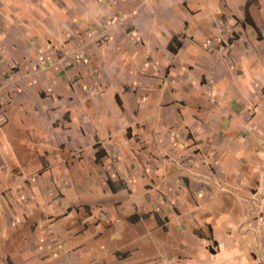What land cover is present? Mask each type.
Wrapping results in <instances>:
<instances>
[{
  "label": "crops",
  "instance_id": "1",
  "mask_svg": "<svg viewBox=\"0 0 264 264\" xmlns=\"http://www.w3.org/2000/svg\"><path fill=\"white\" fill-rule=\"evenodd\" d=\"M0 87V264H264V0H0Z\"/></svg>",
  "mask_w": 264,
  "mask_h": 264
},
{
  "label": "rangeland",
  "instance_id": "2",
  "mask_svg": "<svg viewBox=\"0 0 264 264\" xmlns=\"http://www.w3.org/2000/svg\"><path fill=\"white\" fill-rule=\"evenodd\" d=\"M89 29H87L86 31H85V35L86 36H88V35H90L91 37H92V40H94V41H96L95 42V47L97 46L96 45V43L97 42H100V41H103V37H105V33L104 32H102L101 34H100V30L98 31V29L96 28V27H93V30L91 31V33L89 34ZM96 32V33H95ZM132 38V37H131ZM91 39H90V41H92ZM134 40V39H133ZM135 41V40H134ZM136 41H138V40H136ZM135 41V42H136ZM93 43V42H92ZM89 45H90V42H89ZM87 48H85V45L83 46L82 45V47H77L76 48V55H81V56H83L84 54H85V52H87ZM70 55H72V53H70V52H68V54H67V56L69 57ZM85 56H87L88 57V55H86L85 54ZM73 60H75V59H73ZM87 60H88V58H87ZM77 62V60H75V61H73V64L72 65H75V63ZM77 84H79V82L78 83H76V84H74L75 86H77ZM84 86H85V88H86V90H90L91 92L90 93H92L96 88H97V84H96V82L95 81H93V80H89L88 81V83H86V84H84ZM0 90L2 91V88L0 87ZM4 105V101L2 102V104H1V107ZM84 161H82L83 162V165H84V167L88 164L85 160H87V159H83ZM173 161H175L176 163H177V167H179L180 166V162H178L176 159H173ZM105 162V161H104ZM182 162V161H181ZM134 164V162L133 161H127V165H128V168L129 169H132V165ZM105 166L107 167V168H109L110 170H111V161H109L108 160V162L107 163H105ZM82 167V166H81ZM178 169V168H177ZM92 177H93V175H92ZM93 178H95V177H93ZM72 180H74V178L73 177H68L67 179H66V182H65V185H66V187L69 189L68 191H70V192H68V191H64V192H68V193H71L72 195H76L77 197H79L80 199V201H85V200H88V201H90V199H88V197H86L87 195L86 194H89L88 196H91V195H95V197H97V198H99V200H98V202L99 201H101V200H103V199H105L106 200V198H109L110 196H109V193L108 192H102L100 189H99V187H95V190L96 191H90V189H88L89 188V186H88V184H83V186L86 188V189H88L89 190V193H88V191L87 192H83V191H81V190H77V191H75V187H74V183H73V181ZM91 206V209L95 212V214L97 215L98 214V217H100L99 219H102V217H104L102 220H105V208H108L109 207V204L108 203H106V204H103V203H94L93 205H90ZM103 206H106V207H103ZM110 211H112L113 212V209H111V208H108ZM62 209H60V212L59 213H57V214H59V218L58 219H60V221L59 222H62V223H68L69 221H72V218H73V216L75 217L76 216V211L74 210V209H70V211L68 212V213H65V209L63 210V212L61 211ZM56 212H58V210L56 211ZM46 223H43V225H45ZM47 226V225H46ZM15 227H13V229H14ZM43 230H45V229H43ZM260 241V240H259ZM262 242H263V240H261V242H260V246H261V244H262ZM145 246V248H146V252H140L139 253V256H141L139 259V261H140V263L141 264H153V262H155L156 261V263H158V262H162V261H160L161 259H162V257H161V259H159V261H157L158 260V255H155V254H150V255H152V257H149L148 255V253H147V250H148V245H147V242L145 241V243H143V242H141V247H144ZM63 252H67V253H62L61 254V256H60V262H61V264H87V263H84V262H82V258H83V254L80 252V251H78V252H76V251H69V250H67V249H63ZM149 258H152V259H149ZM164 258H166V257H164ZM48 259H50L49 261H45V263L47 262V263H49V264H52L53 263V260L51 259V255L48 257ZM130 258H127L125 261H122V260H119L118 262H116V264H130L132 261H130L129 260ZM167 259V258H166ZM111 264H115V263H111Z\"/></svg>",
  "mask_w": 264,
  "mask_h": 264
},
{
  "label": "built area",
  "instance_id": "3",
  "mask_svg": "<svg viewBox=\"0 0 264 264\" xmlns=\"http://www.w3.org/2000/svg\"><path fill=\"white\" fill-rule=\"evenodd\" d=\"M76 51H73L72 52V55H70L68 58L70 59V58H73V59H76V58H78V55H76V53H75ZM4 101V96H3V93L1 92V90H0V127L1 126H3L5 123H6V117H5V115L3 114V111H2V107H1V104H2V102Z\"/></svg>",
  "mask_w": 264,
  "mask_h": 264
},
{
  "label": "trees",
  "instance_id": "4",
  "mask_svg": "<svg viewBox=\"0 0 264 264\" xmlns=\"http://www.w3.org/2000/svg\"><path fill=\"white\" fill-rule=\"evenodd\" d=\"M173 39H171V41L169 42V45H168V50L170 51V52H174V48H173V46H172V44H173ZM177 44L175 45V47L177 48Z\"/></svg>",
  "mask_w": 264,
  "mask_h": 264
}]
</instances>
